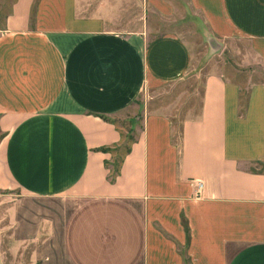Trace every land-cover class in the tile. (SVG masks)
I'll return each instance as SVG.
<instances>
[{
  "label": "crops",
  "instance_id": "1",
  "mask_svg": "<svg viewBox=\"0 0 264 264\" xmlns=\"http://www.w3.org/2000/svg\"><path fill=\"white\" fill-rule=\"evenodd\" d=\"M116 3L11 4L0 23V194L73 204L58 226L44 218L42 264H264V82L251 86L242 114V87L208 73L199 113L182 122L178 142L173 123L147 118L109 180L114 152L103 149L122 139L103 116L113 119L194 62L182 36L151 39L147 18L118 29ZM188 4L207 31L220 33L223 21L250 38L264 62V0Z\"/></svg>",
  "mask_w": 264,
  "mask_h": 264
},
{
  "label": "rangeland",
  "instance_id": "2",
  "mask_svg": "<svg viewBox=\"0 0 264 264\" xmlns=\"http://www.w3.org/2000/svg\"><path fill=\"white\" fill-rule=\"evenodd\" d=\"M94 1L98 3L100 0ZM115 1L123 12L118 29L134 30L141 20L144 22L147 18L151 26V39L161 35H180L190 43L194 55L191 70L182 78L153 82L135 105L114 117L123 132L126 133L133 124L138 135L147 118L157 116L167 120L169 126L173 123L177 127L173 139L178 142L182 122L199 113L204 78L211 72L222 73L242 87L241 113L245 114L249 89L255 83L264 82V62L254 50L250 38L235 32L223 21L220 33L207 31L205 24L201 25L192 18L194 9L189 6L188 0H167L168 6L157 8L146 3V0ZM12 2L9 0L0 8V15L2 11L9 10ZM140 13L143 15L140 16ZM33 24H40L37 13L33 16ZM240 126L242 135L246 134L244 123ZM61 199L25 196L15 190L0 194V264L43 263L46 253L42 225L44 218H53L58 226L62 218L73 210L72 203L66 204ZM183 223L186 224L184 218ZM40 230L42 234L37 236ZM56 231L59 232V229ZM33 234H37L34 242L19 243L14 238Z\"/></svg>",
  "mask_w": 264,
  "mask_h": 264
},
{
  "label": "trees",
  "instance_id": "3",
  "mask_svg": "<svg viewBox=\"0 0 264 264\" xmlns=\"http://www.w3.org/2000/svg\"><path fill=\"white\" fill-rule=\"evenodd\" d=\"M12 1L14 2V0H12ZM6 3L8 4L9 0H4V2L0 4V7L3 8V6H5ZM9 12H10V7H9V10L6 9L5 11H2L1 19L4 20L7 17V15L9 14ZM103 118L116 123L114 118L111 119V118L106 117V116H103ZM120 131H121V139H122L121 144L119 146H117L115 149H103V150H111L114 152L113 160L105 162V165L109 169V176L108 177H109V180L111 182H114L117 179V177L120 173L122 161H123L124 157L131 151L132 144L137 140V136H138L135 133L133 124L131 125V127L128 129V131L126 133L123 132L121 129H120ZM0 132H1L0 133V140H1L4 137L5 133H3L1 130H0Z\"/></svg>",
  "mask_w": 264,
  "mask_h": 264
},
{
  "label": "built area",
  "instance_id": "4",
  "mask_svg": "<svg viewBox=\"0 0 264 264\" xmlns=\"http://www.w3.org/2000/svg\"><path fill=\"white\" fill-rule=\"evenodd\" d=\"M201 186H202V184H201V183H198V186H197V190H198V192L200 191Z\"/></svg>",
  "mask_w": 264,
  "mask_h": 264
}]
</instances>
